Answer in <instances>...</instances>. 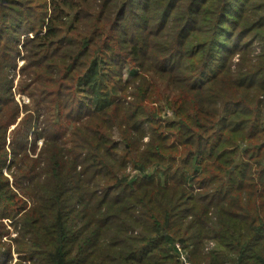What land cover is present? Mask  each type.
<instances>
[{"label": "trees", "instance_id": "1", "mask_svg": "<svg viewBox=\"0 0 264 264\" xmlns=\"http://www.w3.org/2000/svg\"><path fill=\"white\" fill-rule=\"evenodd\" d=\"M184 253L264 264V0H0V264Z\"/></svg>", "mask_w": 264, "mask_h": 264}, {"label": "rangeland", "instance_id": "2", "mask_svg": "<svg viewBox=\"0 0 264 264\" xmlns=\"http://www.w3.org/2000/svg\"><path fill=\"white\" fill-rule=\"evenodd\" d=\"M237 56H238V55H237ZM237 56L235 57V60L238 59ZM22 63H23V60L21 59V60H20V65H21ZM133 73H134V72L131 71V70H129L128 68L125 69L126 77L132 75ZM19 77H20V75L17 76V80H16V82H18ZM16 85H17V83H16ZM16 89H17V87L15 86V87H14V90H16ZM16 99H17V101H18L21 105L24 104V103H28V102H29V97L27 96V94H24V93H21V92H17V94H16ZM167 113H168V114H171L172 111L169 110ZM22 115H23V114H22ZM20 118H21V117H20ZM20 118H19V120H20ZM13 127H14V125L10 127V130H11ZM10 130H9V131H10ZM10 139H11V138H8L7 146H9ZM119 139H120V138H119ZM144 139L147 140V139H148V136L145 135ZM41 143H42V139L40 140L38 146L41 147V145H42ZM40 147H39V149H40ZM38 151H39V150H38ZM34 155L36 156L37 154H33V156H34ZM127 171H128V173H129V172H131V173L136 172V170H135L132 166H130V165L127 167ZM4 174L10 179V183H11V185L15 188V186H14L15 176L13 175V173H11V172L9 171V169L4 168ZM15 189H16V191H18V192L20 193L19 188H15ZM5 221H6V223H8L9 225H10L11 222H12V220H10V219H6ZM11 229H12V232H13L12 235H13V236H16V232H15V230H14L13 228H11ZM4 238H7V237L4 236ZM212 243H214V242H213V241H210V242L207 244V248H206V249L212 248V247L214 246V244L212 245ZM177 246L179 247L181 253L185 252V251H183L182 246H180V243H177ZM14 257H15V258H14V260L12 261V264H14L15 261L17 260V255H16V254L14 255ZM181 258H182V260L184 261L185 264H192V263H190V262L188 261L186 253H184V254L181 256Z\"/></svg>", "mask_w": 264, "mask_h": 264}, {"label": "built area", "instance_id": "3", "mask_svg": "<svg viewBox=\"0 0 264 264\" xmlns=\"http://www.w3.org/2000/svg\"><path fill=\"white\" fill-rule=\"evenodd\" d=\"M214 243H212V245H213Z\"/></svg>", "mask_w": 264, "mask_h": 264}]
</instances>
